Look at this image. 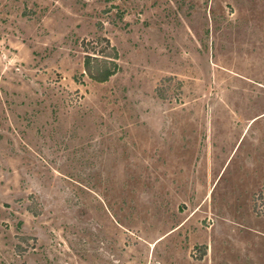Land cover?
Returning a JSON list of instances; mask_svg holds the SVG:
<instances>
[{
	"label": "rangeland",
	"instance_id": "rangeland-1",
	"mask_svg": "<svg viewBox=\"0 0 264 264\" xmlns=\"http://www.w3.org/2000/svg\"><path fill=\"white\" fill-rule=\"evenodd\" d=\"M0 264H264V0H0Z\"/></svg>",
	"mask_w": 264,
	"mask_h": 264
},
{
	"label": "trees",
	"instance_id": "trees-1",
	"mask_svg": "<svg viewBox=\"0 0 264 264\" xmlns=\"http://www.w3.org/2000/svg\"><path fill=\"white\" fill-rule=\"evenodd\" d=\"M106 44L102 46L101 49L91 51L90 49H96L94 46H90L89 49L86 50L85 58H84V69L85 72L93 79L97 81H106L108 80L118 69L119 64L117 62L118 52L115 51V47L112 46L110 40L105 38ZM99 42L91 41L89 42L91 45ZM85 42L84 46L86 47ZM108 49H114V52L109 51Z\"/></svg>",
	"mask_w": 264,
	"mask_h": 264
}]
</instances>
